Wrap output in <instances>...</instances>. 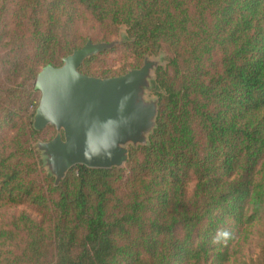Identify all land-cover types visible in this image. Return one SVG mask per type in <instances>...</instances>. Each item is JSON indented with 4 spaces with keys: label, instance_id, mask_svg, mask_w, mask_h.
I'll return each mask as SVG.
<instances>
[{
    "label": "trees",
    "instance_id": "obj_1",
    "mask_svg": "<svg viewBox=\"0 0 264 264\" xmlns=\"http://www.w3.org/2000/svg\"><path fill=\"white\" fill-rule=\"evenodd\" d=\"M114 38L80 71L163 56L156 128L124 167L56 185L34 81ZM0 264H264V0H0Z\"/></svg>",
    "mask_w": 264,
    "mask_h": 264
},
{
    "label": "water",
    "instance_id": "obj_2",
    "mask_svg": "<svg viewBox=\"0 0 264 264\" xmlns=\"http://www.w3.org/2000/svg\"><path fill=\"white\" fill-rule=\"evenodd\" d=\"M122 40L93 43L38 73L34 88L39 101L33 126L37 131L53 127L55 135L38 141L44 169L59 185L68 172L82 165L94 169L124 167L130 148L149 143L156 128L159 99L153 95L156 71L164 57H145L139 68L109 78L87 76L85 61Z\"/></svg>",
    "mask_w": 264,
    "mask_h": 264
},
{
    "label": "rangeland",
    "instance_id": "obj_3",
    "mask_svg": "<svg viewBox=\"0 0 264 264\" xmlns=\"http://www.w3.org/2000/svg\"><path fill=\"white\" fill-rule=\"evenodd\" d=\"M119 39H121V38H114L111 41L119 40ZM125 56L126 55H123L120 51L111 52V53L107 54L106 56H104L102 61H100L99 63L96 64V68L95 69L99 70V71L106 70L109 73L117 74V73L122 72L124 67L126 66V68H127L126 72H127V71H129V70H131L133 68L127 67L126 63L128 61H130V59L128 57H125ZM39 141H48V140H39ZM255 237H256V234L253 232L250 235V239H254L255 240ZM259 253H260L259 248L254 247V243L253 242H250V243L247 242V244H245L244 247H243L242 255L245 256V259H249V258L256 259L258 257V255H259Z\"/></svg>",
    "mask_w": 264,
    "mask_h": 264
}]
</instances>
